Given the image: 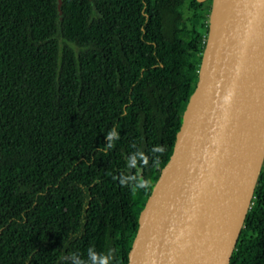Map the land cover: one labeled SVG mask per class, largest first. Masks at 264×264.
<instances>
[{"label":"trees","instance_id":"obj_1","mask_svg":"<svg viewBox=\"0 0 264 264\" xmlns=\"http://www.w3.org/2000/svg\"><path fill=\"white\" fill-rule=\"evenodd\" d=\"M59 2L0 0V264H127L212 0ZM229 264H264V163Z\"/></svg>","mask_w":264,"mask_h":264},{"label":"water","instance_id":"obj_2","mask_svg":"<svg viewBox=\"0 0 264 264\" xmlns=\"http://www.w3.org/2000/svg\"><path fill=\"white\" fill-rule=\"evenodd\" d=\"M263 163L264 0H212L198 82L127 264H229Z\"/></svg>","mask_w":264,"mask_h":264},{"label":"clouds","instance_id":"obj_3","mask_svg":"<svg viewBox=\"0 0 264 264\" xmlns=\"http://www.w3.org/2000/svg\"><path fill=\"white\" fill-rule=\"evenodd\" d=\"M105 138L108 142H111L113 139L119 138V133L116 131L115 128L110 129L106 133ZM154 151H159V149L154 148ZM130 162L135 163V158L134 157L130 158ZM88 256H89L90 264H108V260L106 257H104L103 255H98L92 249H89ZM74 264H80V261L78 259H76V260H74Z\"/></svg>","mask_w":264,"mask_h":264}]
</instances>
